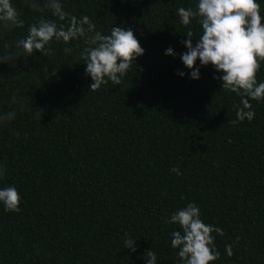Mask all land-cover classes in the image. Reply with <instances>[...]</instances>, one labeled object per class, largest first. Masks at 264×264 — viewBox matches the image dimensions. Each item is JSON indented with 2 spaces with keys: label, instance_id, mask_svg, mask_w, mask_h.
Segmentation results:
<instances>
[{
  "label": "trees",
  "instance_id": "1",
  "mask_svg": "<svg viewBox=\"0 0 264 264\" xmlns=\"http://www.w3.org/2000/svg\"><path fill=\"white\" fill-rule=\"evenodd\" d=\"M11 2L24 27H0V54L12 57L0 63V112L16 113L0 123V187L15 186L21 200L18 212L0 206V264H145L151 249L157 264H178L169 233L179 226L165 219L188 202L223 231L212 233L220 256L210 264H264V100H250L254 118L239 121L240 96L211 65L188 78L182 42L201 29L181 25L176 9L196 0H62L103 34L131 27L144 49L119 85L94 91L82 41L69 55L57 42L50 56L16 49L29 24L52 17L43 0L41 10Z\"/></svg>",
  "mask_w": 264,
  "mask_h": 264
},
{
  "label": "clouds",
  "instance_id": "2",
  "mask_svg": "<svg viewBox=\"0 0 264 264\" xmlns=\"http://www.w3.org/2000/svg\"><path fill=\"white\" fill-rule=\"evenodd\" d=\"M25 3L41 10V0H25ZM43 8L49 10L52 18L42 16L29 24L27 34L15 40L16 49L28 55L39 51L50 56L54 53L50 44L57 42L63 44V53L69 55L74 52L71 42L82 41L83 47H79L77 55L83 60L85 75L91 80L90 90H97L109 81L119 85L135 59L144 54L131 27H111L108 34H103L88 15L77 17L66 12L62 0H43ZM176 15L181 25L188 26L195 20L201 29L193 42V31L188 28L187 39L182 42L186 51L180 54V60L189 70L188 78L200 79V67L211 65L219 74L214 79L221 82V88L240 96L236 119L251 121L255 113L250 100H264V80L257 81V72L264 61V16L258 0H196L195 9L178 7ZM0 27H24V20L11 0H0ZM165 55L174 57L176 53L168 47ZM11 59L0 54V63ZM42 72L45 77L48 75L47 65ZM177 74L185 76L184 71ZM15 114V111L0 112V123L13 119ZM36 114L40 116L39 112ZM170 171L180 175L177 167ZM4 174V166L0 164V177ZM20 200L15 186L0 187V206L4 211L18 212ZM165 223L179 226L178 230L169 233L170 245L179 258L178 264H210L219 258L220 252L213 243L212 233L223 235V231L201 219L195 202H188L173 211ZM123 244L125 249L136 251V240L128 233H125ZM225 254L232 255L231 244L225 245ZM143 258L145 264H157L152 249L147 250Z\"/></svg>",
  "mask_w": 264,
  "mask_h": 264
}]
</instances>
